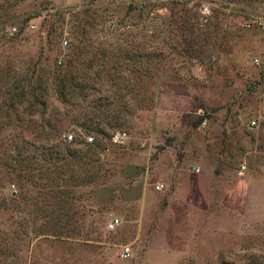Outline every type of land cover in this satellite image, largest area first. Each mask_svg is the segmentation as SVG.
<instances>
[{
	"label": "rangeland",
	"instance_id": "rangeland-1",
	"mask_svg": "<svg viewBox=\"0 0 264 264\" xmlns=\"http://www.w3.org/2000/svg\"><path fill=\"white\" fill-rule=\"evenodd\" d=\"M244 19L264 0H0V264H264Z\"/></svg>",
	"mask_w": 264,
	"mask_h": 264
},
{
	"label": "built area",
	"instance_id": "built-area-1",
	"mask_svg": "<svg viewBox=\"0 0 264 264\" xmlns=\"http://www.w3.org/2000/svg\"><path fill=\"white\" fill-rule=\"evenodd\" d=\"M240 24L244 27H258L262 30H264V20L256 19V20H251V19H244L240 21ZM264 59V49L261 50L257 56L253 58V62L258 64L261 60ZM261 119H264V108L260 110L259 114L255 117H253L250 120V126H256ZM63 139L66 141H71L73 139V133L71 132H66L63 134ZM128 135L125 131L121 130H116L113 133L110 134L108 138V142L121 145L124 144L127 141ZM86 141L91 143L93 141V136H86ZM246 170V165L241 164L238 168V174L243 175ZM195 172H199V168L195 167L194 168ZM163 185L161 183H156L155 188L156 189H162ZM121 223V219L117 216H112L110 220L107 223V228L108 230H114L119 224ZM120 253L122 257H127L129 256V246H125L120 250Z\"/></svg>",
	"mask_w": 264,
	"mask_h": 264
},
{
	"label": "crops",
	"instance_id": "crops-1",
	"mask_svg": "<svg viewBox=\"0 0 264 264\" xmlns=\"http://www.w3.org/2000/svg\"><path fill=\"white\" fill-rule=\"evenodd\" d=\"M160 181H158V182H153V185L155 186V184L156 183H159ZM163 186H164V184L162 183V182H160ZM162 189H163V187H162ZM162 189H160V190H162Z\"/></svg>",
	"mask_w": 264,
	"mask_h": 264
},
{
	"label": "trees",
	"instance_id": "trees-1",
	"mask_svg": "<svg viewBox=\"0 0 264 264\" xmlns=\"http://www.w3.org/2000/svg\"><path fill=\"white\" fill-rule=\"evenodd\" d=\"M65 77H67V76H65Z\"/></svg>",
	"mask_w": 264,
	"mask_h": 264
}]
</instances>
